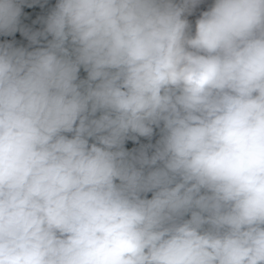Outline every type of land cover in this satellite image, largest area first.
<instances>
[{"label": "clouds", "instance_id": "1", "mask_svg": "<svg viewBox=\"0 0 264 264\" xmlns=\"http://www.w3.org/2000/svg\"><path fill=\"white\" fill-rule=\"evenodd\" d=\"M201 3L0 0V264H264V0Z\"/></svg>", "mask_w": 264, "mask_h": 264}, {"label": "rangeland", "instance_id": "2", "mask_svg": "<svg viewBox=\"0 0 264 264\" xmlns=\"http://www.w3.org/2000/svg\"><path fill=\"white\" fill-rule=\"evenodd\" d=\"M25 10H30V13L25 14V16L22 18L23 23L28 25L29 27H32L34 29H38L40 27L39 23H33V21L37 20V18L41 15H43V8H41L39 5H35L32 9H25ZM17 37L19 40V43L22 45H27V41L20 35V33H17ZM131 141H129L126 144V147L131 148Z\"/></svg>", "mask_w": 264, "mask_h": 264}, {"label": "crops", "instance_id": "3", "mask_svg": "<svg viewBox=\"0 0 264 264\" xmlns=\"http://www.w3.org/2000/svg\"><path fill=\"white\" fill-rule=\"evenodd\" d=\"M43 2V0H42ZM56 0H47V5L43 8V14L51 7L54 6ZM213 0H202V3L194 9L192 15L188 16L190 23L193 25V30L195 26V20L198 18L200 12L207 10V8L212 4ZM30 13V10H26L25 13ZM86 74L81 71V77H84Z\"/></svg>", "mask_w": 264, "mask_h": 264}, {"label": "trees", "instance_id": "4", "mask_svg": "<svg viewBox=\"0 0 264 264\" xmlns=\"http://www.w3.org/2000/svg\"><path fill=\"white\" fill-rule=\"evenodd\" d=\"M25 11H26V10H25ZM4 39L15 40V41L17 42L18 45H22L21 43H19V40H18V37H17V33L15 34L14 37H2V36H0V41H2V40H4ZM141 142H142V143H147L148 141L145 140L144 138H141ZM153 142H154V140H153ZM130 145H131V148L137 146V145H134L132 142H131Z\"/></svg>", "mask_w": 264, "mask_h": 264}]
</instances>
